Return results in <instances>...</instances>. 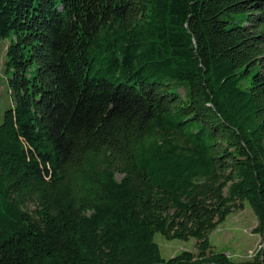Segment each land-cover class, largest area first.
Returning a JSON list of instances; mask_svg holds the SVG:
<instances>
[{
	"label": "trees",
	"instance_id": "16d2710c",
	"mask_svg": "<svg viewBox=\"0 0 264 264\" xmlns=\"http://www.w3.org/2000/svg\"><path fill=\"white\" fill-rule=\"evenodd\" d=\"M4 38L0 264H264V0H0Z\"/></svg>",
	"mask_w": 264,
	"mask_h": 264
},
{
	"label": "rangeland",
	"instance_id": "374dc122",
	"mask_svg": "<svg viewBox=\"0 0 264 264\" xmlns=\"http://www.w3.org/2000/svg\"><path fill=\"white\" fill-rule=\"evenodd\" d=\"M10 38L0 40V123L5 110L12 105L11 92L7 83L6 50ZM183 93L184 88H179ZM119 178V175H117ZM256 225V218L247 203L241 209L232 210L213 230L207 233L210 249L213 252H223L234 261L250 259L262 246L259 234L252 229ZM154 241L160 248L161 256L168 259L181 251L196 253L195 239H166L160 233H155Z\"/></svg>",
	"mask_w": 264,
	"mask_h": 264
}]
</instances>
